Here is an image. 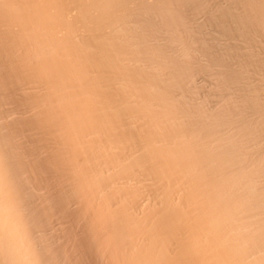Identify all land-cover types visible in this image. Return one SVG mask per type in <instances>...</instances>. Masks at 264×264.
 <instances>
[{
  "label": "bare ground",
  "instance_id": "6f19581e",
  "mask_svg": "<svg viewBox=\"0 0 264 264\" xmlns=\"http://www.w3.org/2000/svg\"><path fill=\"white\" fill-rule=\"evenodd\" d=\"M0 264H264V0H0Z\"/></svg>",
  "mask_w": 264,
  "mask_h": 264
}]
</instances>
